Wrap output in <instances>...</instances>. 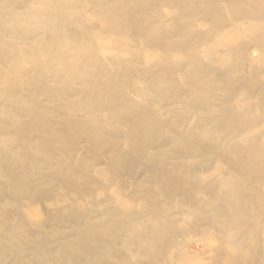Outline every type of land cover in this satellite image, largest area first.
<instances>
[{"label": "bare ground", "instance_id": "obj_1", "mask_svg": "<svg viewBox=\"0 0 264 264\" xmlns=\"http://www.w3.org/2000/svg\"><path fill=\"white\" fill-rule=\"evenodd\" d=\"M0 264H264V0H0Z\"/></svg>", "mask_w": 264, "mask_h": 264}, {"label": "rangeland", "instance_id": "obj_2", "mask_svg": "<svg viewBox=\"0 0 264 264\" xmlns=\"http://www.w3.org/2000/svg\"><path fill=\"white\" fill-rule=\"evenodd\" d=\"M200 245H196V246H194L193 248H195L194 250H198L200 247H199Z\"/></svg>", "mask_w": 264, "mask_h": 264}]
</instances>
